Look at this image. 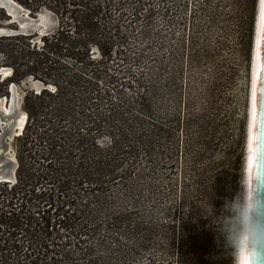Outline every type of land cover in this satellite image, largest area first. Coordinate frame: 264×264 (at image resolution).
<instances>
[{"label": "trees", "instance_id": "trees-1", "mask_svg": "<svg viewBox=\"0 0 264 264\" xmlns=\"http://www.w3.org/2000/svg\"><path fill=\"white\" fill-rule=\"evenodd\" d=\"M129 1L16 0L31 13L47 8L59 24L54 32L40 36V42L35 41L37 33L0 36V69L13 70L7 78L0 75V98L8 95L12 82L30 76L54 86L30 91L24 98L29 117L22 135L16 137L17 180L0 182V264H125L157 247L161 228L154 219L138 210L109 213L107 208L117 189H124L130 199L138 196L141 176L154 174L156 164L161 167L168 159L163 145L169 143L177 151L184 146L182 133L189 134L190 128L196 131L185 143L188 148L199 145L197 160L213 151L214 140L224 139L227 146L220 159L195 174L194 193L210 208L207 216L182 225L173 245L181 262L214 264L232 244L234 225L231 229L229 223L236 210L230 207L238 178L232 166L240 164V157L233 158L232 152L243 138L244 124L236 127L234 142L226 132L210 129L202 116L184 121L179 94L172 117L164 109V116H155L148 125L125 116L120 83L108 69L135 37L132 24L123 20ZM134 1L138 12L141 0ZM6 19L0 9V20ZM146 32L140 30L138 37ZM94 47L101 58L93 57ZM102 79L117 84L116 100H109L110 91L101 89ZM150 88L151 96L136 98L147 113L149 101L161 87L150 84ZM139 123H144L142 128L134 126ZM105 136L111 142L102 146L98 141ZM155 148L158 161L151 156ZM142 155L148 158L144 162L148 172L140 168ZM187 189L183 183L182 200ZM101 228L106 236L97 239L101 249L97 254L90 239Z\"/></svg>", "mask_w": 264, "mask_h": 264}, {"label": "rangeland", "instance_id": "rangeland-1", "mask_svg": "<svg viewBox=\"0 0 264 264\" xmlns=\"http://www.w3.org/2000/svg\"><path fill=\"white\" fill-rule=\"evenodd\" d=\"M137 5L134 0L126 3L123 16L125 24H132L135 37H130L125 54L115 58L108 69L109 73L116 75L117 82L120 83L118 89L122 91L121 95L127 102L123 112H126L125 116L130 119L137 117L145 124H153L155 116H164V109V114L170 117L175 115V100L179 94L182 99L180 116L184 121L192 115L202 116L210 124V129H215L218 133L226 132L229 140H235L234 142L238 140L236 127L244 124L243 138L237 144L236 152H232L233 158L240 157V164L237 167L232 166L238 170V178L230 207L231 210H236V215L231 218L229 224L231 229L234 225V237H239L243 234L244 227L249 105L260 0H141V8L138 6V12H135ZM40 13H47L50 17L49 24L55 22L58 27V17L47 8H41L30 16L38 17ZM115 14L118 16L117 12ZM5 21L7 19L0 20V23L4 24ZM142 29L147 32L138 37V32ZM35 41L40 42V36ZM92 52L93 57L101 58L97 47L92 48ZM248 55L250 59H247ZM2 68L11 71L9 76L12 75L11 67ZM36 81L43 89H54L53 85L45 84L32 76L20 83L12 82L15 84L18 110L27 114V121L29 116L23 109V102L26 94L34 91ZM107 81L102 79L104 83L101 89L110 91L109 100H116L117 84ZM150 84L161 88L149 101L151 109L147 113L143 111V106L137 103L136 98L140 94L151 96ZM143 124L134 126L142 128ZM195 131L196 128H190L189 134L186 135L185 131L182 133L184 146H180L177 151L169 143L163 145L168 159H164L161 167L156 164L154 174L141 176L138 180L141 189L138 196L130 199L124 195V189H117L115 197L109 201V213L138 210L142 215L154 219L161 228V233L158 234L159 245L154 246V249L144 250L125 264H189L181 262L177 247L173 245L174 239L177 238L182 225L207 216L206 211L210 208L194 193L195 174L196 171L205 169V165L213 160L220 159L227 143L224 139L214 140L213 151L203 159L197 160L195 155L199 145L188 148L185 143L187 140L191 142ZM110 140L109 136H105L98 142L105 146L110 144ZM9 145L12 152L6 156L15 160L18 168L20 159L16 137ZM155 150L151 156L153 161H158L156 154L159 149ZM147 159L144 155L139 157L142 170L148 168L145 165ZM10 167L12 169V166ZM183 183L188 185L185 200H182L181 196ZM152 189H156V192H152ZM103 229L98 230L96 236L90 239V245H93L97 254L101 253L97 239L106 236ZM214 264H234L232 244L225 251V256Z\"/></svg>", "mask_w": 264, "mask_h": 264}, {"label": "water", "instance_id": "water-1", "mask_svg": "<svg viewBox=\"0 0 264 264\" xmlns=\"http://www.w3.org/2000/svg\"><path fill=\"white\" fill-rule=\"evenodd\" d=\"M11 6L14 9H11ZM0 9H3L8 16L4 24L0 23V36H12L17 34L31 35L37 33L39 36L47 35L55 31L57 24H49L50 17L47 13V20L44 24L39 23L38 17H31V12L19 5L16 1L0 0ZM11 10V12L9 11ZM11 72V71H10ZM7 69H0V75L3 78L9 76ZM43 89L39 82H35L34 91L39 93ZM11 98L16 106L11 105ZM17 95L15 84L9 87L8 96L0 98V180L7 182L16 181V161L6 156L12 152L9 145L10 141L22 135L24 126L20 129L17 125V116L21 112L17 107ZM7 112L6 108L12 109ZM23 112V111H22ZM26 114V113H25ZM27 116V114H26ZM253 150H255L253 152ZM251 162V167H250ZM12 166V169H10ZM13 170V171H12ZM248 184H247V201L253 208L248 211L250 218L249 224L244 228L252 236L254 248H258L261 253L259 259H254L253 264H264V1L259 31L257 61L253 91V108L251 119V135L248 162ZM255 176L254 193L250 197V176ZM3 176H10L9 178ZM259 232L260 239L257 241L256 233ZM256 250L254 249V256Z\"/></svg>", "mask_w": 264, "mask_h": 264}, {"label": "clouds", "instance_id": "clouds-1", "mask_svg": "<svg viewBox=\"0 0 264 264\" xmlns=\"http://www.w3.org/2000/svg\"><path fill=\"white\" fill-rule=\"evenodd\" d=\"M253 208L251 202L248 203L245 211V225L249 224L250 218L248 211ZM257 241L260 239L259 232L256 233ZM232 241V247L234 248V264H253L254 259H259L261 253L258 248H254L252 244V236L249 235L246 230L239 237H229ZM254 249L256 250L254 256Z\"/></svg>", "mask_w": 264, "mask_h": 264}, {"label": "bare ground", "instance_id": "bare-ground-1", "mask_svg": "<svg viewBox=\"0 0 264 264\" xmlns=\"http://www.w3.org/2000/svg\"><path fill=\"white\" fill-rule=\"evenodd\" d=\"M9 2H12V0H8ZM263 1L260 0V7H259V15H258V21H257V28L254 38V51H253V68H252V83H251V100H250V116H249V146H248V155H247V161L249 162V149H250V135H251V119H252V108H253V91H254V80H255V70H256V61H257V49H258V40H259V31H260V23H261V16H262V8H263ZM11 9H14L11 6ZM11 12V10H9ZM41 24H44L47 20V16L45 14H40V20ZM11 105H14L13 98H11ZM12 109L6 108L7 112H11ZM27 116L24 112H19L17 116V125L20 127V129L24 126L26 122ZM248 167V165H247ZM13 171V170H12ZM6 178H9L10 176H3ZM247 184H248V171H247V183H246V198H245V208H244V227H243V233L245 228V211H246V201H247Z\"/></svg>", "mask_w": 264, "mask_h": 264}, {"label": "snow or ice", "instance_id": "snow-or-ice-1", "mask_svg": "<svg viewBox=\"0 0 264 264\" xmlns=\"http://www.w3.org/2000/svg\"><path fill=\"white\" fill-rule=\"evenodd\" d=\"M255 150H253L254 152ZM250 167H251V162H250ZM254 185H255V176L254 174L250 176V197L254 193Z\"/></svg>", "mask_w": 264, "mask_h": 264}]
</instances>
